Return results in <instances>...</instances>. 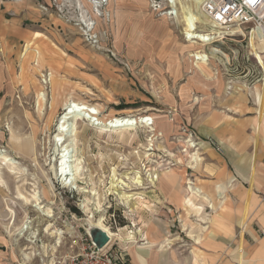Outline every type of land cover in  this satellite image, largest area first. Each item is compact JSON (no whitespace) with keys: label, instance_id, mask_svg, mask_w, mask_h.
Masks as SVG:
<instances>
[{"label":"rangeland","instance_id":"1","mask_svg":"<svg viewBox=\"0 0 264 264\" xmlns=\"http://www.w3.org/2000/svg\"><path fill=\"white\" fill-rule=\"evenodd\" d=\"M91 1L97 2L101 16L80 0H0V149L28 170L22 176L25 189L35 184L43 203L54 211V218L46 219L28 208L33 228L39 231L34 243L26 241L28 236L21 238L19 249L38 256L29 264H43L51 249L65 255L70 236L91 228L82 207L90 194L65 187L52 171L59 162L53 147L57 116L74 99L99 107L101 121L105 115L121 118L144 112L153 118L150 126L115 131L112 137L107 131L100 135L84 120L76 124L74 154L82 166L78 185L102 195V210L94 216L96 221L104 218L116 235L109 247L121 264H135L132 249L141 245L152 246L143 253L152 264H171L172 259L173 264H192L195 246L205 253L201 264H249L246 258L256 255L258 244L252 234L261 228L257 221L249 222L250 213L247 227L256 232L248 233L238 222L244 202L237 194L242 186L252 189L253 184L241 182L233 163L236 159L243 164L239 151L251 136L253 141L254 121H264V102L261 109L255 103V87L262 91L264 71L251 54L254 40L241 34L217 35L205 50H219L230 65L208 61L200 64L201 73L186 52L194 48L182 45L179 23L156 16L148 0ZM180 3L179 16L186 0ZM18 28L21 35L15 33ZM44 89L45 104L37 98ZM242 94L248 95L247 106L236 108ZM114 171L117 188L110 191ZM2 173L14 194L17 179L6 169ZM136 173L141 185L133 182ZM197 180L207 189H226L222 196L207 198L203 193L184 206L188 183L198 187ZM1 189L0 197L6 193ZM124 191L137 194L134 212L115 194ZM4 222L0 249L14 252L15 263H22V254L19 257L13 246L16 238ZM227 226H232L234 237L222 231ZM54 227L72 228L73 233L56 243ZM130 235L133 240H124ZM166 238L171 246L161 249ZM239 240L248 242L243 261Z\"/></svg>","mask_w":264,"mask_h":264},{"label":"bare ground","instance_id":"2","mask_svg":"<svg viewBox=\"0 0 264 264\" xmlns=\"http://www.w3.org/2000/svg\"><path fill=\"white\" fill-rule=\"evenodd\" d=\"M80 3L89 4L90 7L96 11L98 16H101L99 6L94 4L91 0H80ZM180 3V0H179ZM99 4V3H98ZM181 7V3H180ZM202 2L196 0H186V10L183 12L181 16L178 15L177 23L181 28V33L183 36L185 48H194L193 51H186L188 52V58H194L195 63L194 67L196 69L199 68L202 70L200 64L205 65L208 61H216L222 67L227 68L229 64L228 58L223 59V55H221L219 50L216 49H209L205 50V46L214 37L217 35L224 34L220 28L215 25L209 24L205 22L202 17ZM208 23V24H207ZM177 25V24H176ZM199 25H208V28H212L213 30L201 29L198 30ZM120 29V26H119ZM241 32L240 30L238 31ZM251 35V39L254 40L255 49L254 47L251 48V54L254 55V58L258 61V65L263 68L264 71V40L260 39L259 41H255V37ZM250 39V40H251ZM205 45H200V44ZM207 43V44H206ZM200 45V48L197 47ZM204 48V49H202ZM207 48V47H206ZM248 49V48H247ZM256 51V55L254 50ZM189 50V49H188ZM259 57L263 59V62L260 61ZM192 63V62H191ZM194 69V68H193ZM191 70V69H190ZM229 71V70H228ZM191 73V72H190ZM202 73V72H201ZM264 77V75H263ZM264 82V79H262ZM264 84V83H262ZM230 89V88H229ZM39 102L45 104L47 102L45 89L38 93ZM103 112L97 106H93L88 102H77L74 99L69 100L62 108V113L59 114L57 125H56V135L53 140V147L55 154L58 156L59 162L56 165H52V171L56 178H59L65 187H72L80 192H86L90 194V198H86L83 201V209L88 213L87 223L91 225L89 228V232L92 228H98L103 230L107 233L110 238V242L114 239L116 235L112 233L105 225H104V218L98 219L96 221L94 216V211L101 212L102 208V195L98 193L94 188L89 191L84 190V188L79 187L78 183L80 182V175H78L82 166L79 165V161L76 159L74 154V147L76 142V124L78 120H84L87 122L88 127H97L96 130L100 135L104 134L107 131V135L112 137V133L115 131H122V132H133L138 125L150 126V122H153V118L151 116H147L144 114H137V115H127L124 117H115L112 115H105L103 120L101 121L99 118ZM117 116V115H116ZM143 126V127H144ZM151 128V127H150ZM153 129V128H152ZM110 133V134H109ZM131 139L132 137L129 136ZM153 140V138L151 139ZM194 159V157H192ZM195 161V160H194ZM6 169L9 173L15 176L17 179V186L15 189V193L12 194L9 192L7 187V183L4 180L2 170ZM27 169L21 167L20 162H18L14 157L8 154L7 151L0 149V188L1 190L6 191L4 196L0 197V222L3 220L7 221L4 222L6 224L7 232H9L8 228L11 232V237L16 236L23 238L24 230L29 229V226L32 224L33 220L29 218V210L28 208L32 207L38 213L39 218H54V211L53 207L44 204L41 197V191L38 187L33 184L31 185L32 188L30 190L25 189L26 182L25 178L22 176L27 174ZM136 177L133 179L135 184L141 185V176L140 173H136ZM114 181L111 182V186L109 187L110 191H113L117 188V179L115 175V171L113 173ZM35 179V177L33 178ZM122 183V182H121ZM190 186L187 189L189 195L200 196L202 194L199 188L193 187L192 183H188ZM28 185V184H27ZM1 194V193H0ZM121 200L127 209L130 212H134L136 208L135 204H132V200L135 199V195L137 194H130L128 192H117L115 193ZM45 195V193H44ZM49 200V199H48ZM95 205L94 208H91V205ZM9 208L11 212H7L6 210ZM13 214V216L11 215ZM9 220H7V216ZM11 216V217H10ZM37 218L34 219L36 221ZM41 220V219H39ZM43 222V220L41 221ZM27 224V225H26ZM51 224V223H50ZM26 225V227H24ZM50 226V225H49ZM54 226V225H53ZM52 229V228H51ZM46 232L48 228H46ZM54 231L51 234L55 237L56 243H62L64 240V235H68L73 233L72 228H68L66 231L65 229H57L53 228ZM39 230L30 231L28 236V242L34 243L35 238H37ZM140 232V230H139ZM134 239V235H130L125 237L124 240L130 241ZM171 246V242H168V246ZM18 247V246H17ZM45 247V246H44ZM137 248L143 249L144 246H137ZM25 257L27 258L28 255L24 253Z\"/></svg>","mask_w":264,"mask_h":264},{"label":"built area","instance_id":"3","mask_svg":"<svg viewBox=\"0 0 264 264\" xmlns=\"http://www.w3.org/2000/svg\"><path fill=\"white\" fill-rule=\"evenodd\" d=\"M198 1L202 2L201 14L203 20L220 28L224 32L222 34L224 37L241 34L248 35L251 38V35L254 34L255 41L264 40V0ZM148 4L156 16L169 22L177 20L180 10L179 0H148ZM200 27L201 25H199L198 30H200ZM34 230L32 222L29 229L25 228L23 237L30 236V231ZM15 238L14 250L18 252L19 257L21 254L23 256L20 257L22 263L18 260L17 264H29L31 260L34 261L38 257L35 252H26L24 249H19L18 241L21 238L16 236ZM70 239V245L65 255H61L62 251L58 253V250L51 249V256L44 257V262H46H43V264H121L116 254L109 247L110 243L104 249H99L86 229L84 235L70 236ZM24 253L28 255L27 258Z\"/></svg>","mask_w":264,"mask_h":264},{"label":"crops","instance_id":"4","mask_svg":"<svg viewBox=\"0 0 264 264\" xmlns=\"http://www.w3.org/2000/svg\"><path fill=\"white\" fill-rule=\"evenodd\" d=\"M15 33L21 35V29L18 28L17 32ZM259 88H260L259 86L255 87V91H256L255 99L257 100L255 103H256V106L261 109V106L263 105V102H264V87L262 86V91H260ZM238 102H239L238 105L235 106L236 108L238 107L242 108V107L247 106L248 95L242 94ZM251 123L248 124V127L251 126ZM254 124L255 126L254 127L252 126L253 133H255L253 134L254 135L253 141H251L252 140V136H251V138H249L248 141L245 142L246 143L245 148L244 149L241 148L242 150L239 151V152H242L241 154H242L243 164L240 163L241 162L240 160H237L238 161L237 162L236 159L234 160L233 164L235 165L234 167L237 169L238 178L242 180L241 182L250 184V186L251 184H253L252 189H246L245 187L243 188L242 186L241 188L242 191L239 190L237 194L239 199H241V201L244 202V205H242V209L244 210L243 211L244 215H243V218L241 217L242 219L240 218L238 220V222L240 226L247 227L248 224H247L246 214L250 213L248 217L249 222H252V220L257 221V224L261 228V231H260L261 234H260V233H257L254 228L247 227L249 229L248 233L252 234L256 232V234L255 235L252 234V236L257 240L256 242L258 244L255 246V249H254L256 255L253 257H247L246 260L249 261V264H264V250H263L264 249L263 248L264 247V236L261 237L262 231L264 232V121L261 124L259 122V119H256L254 121ZM200 181L201 180H197L198 183L196 184V186L198 187L196 188H199L202 194L204 193L207 196V198H213L215 194L222 196L224 189H226L222 185L215 186L214 188L215 190L214 189L211 190V188L207 189V187L203 185ZM186 192H187V189H186ZM195 197L197 196L189 195V198H185L184 206H187V207L190 206V204H192V200ZM210 204L213 205V208H215V205L213 203H210ZM202 210L203 208L199 210L197 214H199ZM185 212L187 213L188 211H185ZM190 214L191 213H187V215H190ZM185 225H186V222H185ZM222 231L227 236H230V237L235 236L232 226H227ZM166 241H167L166 245L165 246L162 245L161 249L166 248V246H168L169 240L167 238H166ZM247 244L248 242H246V240H239L238 253H239L240 261H243L244 248L245 249L247 248ZM151 247H152L151 245H148V246H144L143 249H140L137 247L132 249V255H133L135 264H152V262L155 263L154 261L151 262V260H148V258H146V255L144 256V254L146 253L145 249H148V248L150 249ZM261 249H262V252H260ZM12 253L14 252H11L10 250L4 251L3 249H0V260H1L0 262L2 264H17L15 263L16 260L12 258ZM193 254H194V260L192 264H201L203 259L206 260V258H204L205 257L204 251H202V249H200L199 247H196V246L194 247ZM177 261L178 260L176 259L175 262ZM173 263L174 261L172 259L171 264ZM164 264H168V262H165Z\"/></svg>","mask_w":264,"mask_h":264},{"label":"water","instance_id":"5","mask_svg":"<svg viewBox=\"0 0 264 264\" xmlns=\"http://www.w3.org/2000/svg\"><path fill=\"white\" fill-rule=\"evenodd\" d=\"M89 233L99 249H104L110 243L109 236L101 229L92 228Z\"/></svg>","mask_w":264,"mask_h":264}]
</instances>
